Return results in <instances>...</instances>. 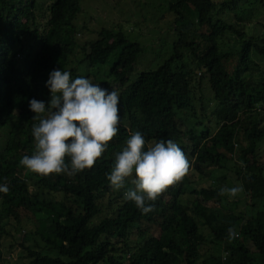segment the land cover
I'll return each mask as SVG.
<instances>
[{"label":"trees","instance_id":"16d2710c","mask_svg":"<svg viewBox=\"0 0 264 264\" xmlns=\"http://www.w3.org/2000/svg\"><path fill=\"white\" fill-rule=\"evenodd\" d=\"M42 1L0 0V264H264V0L143 4L162 31L150 51L137 23L85 36L84 0ZM146 52L156 60L140 67ZM54 69L120 99L116 137L71 176L19 164L34 152L29 101L48 104ZM135 131L146 147L173 140L191 165L147 214L124 198L132 177L116 190L106 176ZM15 244L23 253L11 259Z\"/></svg>","mask_w":264,"mask_h":264},{"label":"clouds","instance_id":"9594fccd","mask_svg":"<svg viewBox=\"0 0 264 264\" xmlns=\"http://www.w3.org/2000/svg\"><path fill=\"white\" fill-rule=\"evenodd\" d=\"M46 86L51 93L47 105L35 98L29 101L35 113L33 120L38 121L31 129L34 152L23 155L19 164L39 176H71L93 168L119 130L118 92L83 76L73 78L70 71L61 69L49 73ZM190 167L188 157L173 140L154 141L146 147L144 136L135 131L122 150L114 154L113 166L106 176L116 190L125 188L126 180L132 177L134 188H128L124 198L147 214L154 210L151 202L182 182ZM8 191L7 184L0 185V192ZM242 191L241 185L221 187L218 195L235 197ZM237 237L236 230L229 227V242Z\"/></svg>","mask_w":264,"mask_h":264},{"label":"rangeland","instance_id":"374dc122","mask_svg":"<svg viewBox=\"0 0 264 264\" xmlns=\"http://www.w3.org/2000/svg\"><path fill=\"white\" fill-rule=\"evenodd\" d=\"M42 3L43 6L41 7L44 8L46 1L43 0ZM166 3L167 0H84L83 6L87 8L84 7L87 14L83 11L79 13L78 21L82 23L86 19V24L88 23V28L84 30L85 36H93L94 30L98 29V26L103 23L111 24L113 21L116 24L122 23L124 29H131L129 24L137 23L139 26H136L133 30H137L138 39L141 41L143 48L150 51L152 46L161 47L159 37L162 36L160 35L162 31H160L161 27L158 20L156 22L152 17L143 20L141 5L165 8ZM164 14L168 15V11H165ZM147 15H150V13L148 12ZM226 41L228 40L226 39ZM153 55L156 56V54ZM153 55L149 52L140 55L139 66H146L147 61L152 59ZM155 60L152 59V62H155ZM19 253H23L22 247L15 244L9 256L11 259H15Z\"/></svg>","mask_w":264,"mask_h":264}]
</instances>
